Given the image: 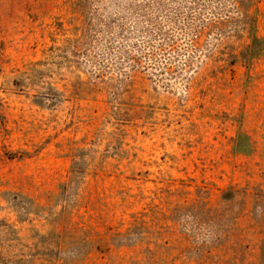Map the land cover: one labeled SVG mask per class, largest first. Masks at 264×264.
Here are the masks:
<instances>
[{
  "label": "rangeland",
  "instance_id": "rangeland-1",
  "mask_svg": "<svg viewBox=\"0 0 264 264\" xmlns=\"http://www.w3.org/2000/svg\"><path fill=\"white\" fill-rule=\"evenodd\" d=\"M0 264H264V0H0Z\"/></svg>",
  "mask_w": 264,
  "mask_h": 264
}]
</instances>
